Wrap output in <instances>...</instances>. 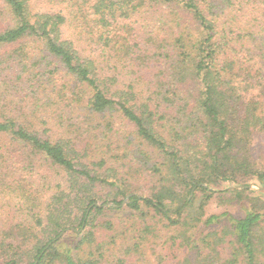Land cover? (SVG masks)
Here are the masks:
<instances>
[{
	"label": "trees",
	"instance_id": "1",
	"mask_svg": "<svg viewBox=\"0 0 264 264\" xmlns=\"http://www.w3.org/2000/svg\"><path fill=\"white\" fill-rule=\"evenodd\" d=\"M43 2L0 0V186H24L37 179L42 165L61 170L65 186L50 199L53 235L27 249L32 260L19 262V255L0 264H96L93 255L73 254L94 239L93 231L74 234V245V239L69 242L60 233L69 228L64 213L74 197L81 207L79 227L104 210L91 206L98 199L97 187L112 192L110 208L124 204L142 212L149 207L176 229L187 225L195 191L206 189L203 184L211 178L254 173L264 188V172L252 169L239 154L251 130L264 128V0H87L80 5L49 0L54 6L49 9ZM160 2L189 15L195 40L178 37L168 46L130 43L127 29H112L114 22L130 20ZM154 62L161 67L153 65L155 71L148 75ZM244 74L261 87L262 101L232 97L241 93L238 77ZM189 78L198 93L183 101ZM113 117L132 124L137 138L162 156L163 169L153 167L155 173L184 184L187 196L176 208L166 205L161 191L143 196L122 189L117 163L122 154L119 147L112 148V140L105 142L114 130ZM85 135L103 141L90 151L100 158L82 148V160L74 141ZM191 136L202 139L204 153L194 149ZM148 158L139 161L146 164ZM240 187L234 190L239 193ZM209 198L205 195L199 207ZM222 216L224 236L171 235L167 242L188 249L185 264H264V205L248 207L241 217L213 214L200 222L212 225ZM147 232L135 235L117 264H134ZM224 237H229L227 243Z\"/></svg>",
	"mask_w": 264,
	"mask_h": 264
},
{
	"label": "rangeland",
	"instance_id": "2",
	"mask_svg": "<svg viewBox=\"0 0 264 264\" xmlns=\"http://www.w3.org/2000/svg\"><path fill=\"white\" fill-rule=\"evenodd\" d=\"M86 1L74 0V4L80 5ZM43 3L44 9L54 7L49 0H44ZM118 28L127 29L124 30V33H128L127 37L130 43L137 40L141 43L148 41L149 45L162 42L168 46L173 39L178 37L183 38L184 41H193L194 37H197L195 23L189 18V15L181 11L177 5L170 6L166 2L155 5L153 10L135 13L130 20L128 18L114 22L112 29L116 32ZM181 57L182 55H179V58ZM153 65L161 67L160 64L156 65L154 62L147 72L148 75L155 71ZM156 71L158 72V70ZM252 80L249 75H239L238 82H240L241 93L238 95L233 92L232 97L243 96L262 101L261 87L256 86L257 84ZM197 93V83L189 78L187 87L182 89L181 100L191 101ZM259 109H261V105ZM174 111L176 112V108ZM110 123L114 130L108 132L105 142L109 144L112 143L110 141L112 140L115 144L112 148L119 147L118 152L122 154L121 159L117 162L124 178L122 189L128 193L143 196H151L153 193L161 191L165 194L166 205L176 208L187 196L184 184L173 180L169 175L160 176L153 171V167L159 166L163 169L165 161L157 151L154 149L151 151L137 138L132 124L116 117L110 119ZM190 139L194 149L204 153L202 139L197 136H191ZM76 141L77 143L74 141L75 148L79 150L83 161L86 156L82 155V148H87L90 156L98 155L100 158L101 154H93L90 151L95 144H102L103 141L94 140L87 135ZM239 154L247 157L252 169L264 172V128L257 126L251 130L249 141L241 147L239 146ZM146 156L149 157L146 164L141 163L139 160ZM40 169L41 172L37 179H30V182L23 183L24 186L14 188H10L7 184L0 186V246H2L0 263H4L3 259L19 257V255H21L17 258L19 262L26 263L32 260L31 256H27V249L38 242L46 241L53 235L52 229L55 226L53 220L48 218V212L52 209L50 199L65 186V177L61 170L53 167L42 165ZM230 177L232 179L211 178L203 184L206 189L195 191L194 201L185 215L187 225L179 229L170 226L165 220H160L155 211L149 207H142V212L131 210L124 204L119 209L110 208L113 205L112 192L107 188L97 187L98 199L95 203L104 207V210L93 213L92 223L79 227L76 220L81 214V207L74 197V203L70 204L64 213L69 228L61 231V236L69 239V242L74 239L71 241L74 245L76 239L74 234L81 236L91 230L94 232V239L83 244L80 248L73 249V254L90 257L93 255L92 258L98 259L96 264H117L118 258H123L126 245L132 246L135 243V235L138 236L141 232L148 230L151 233H145L147 240L140 244L138 253L133 255L134 264H185L182 257L185 256V253L190 255V252L183 244L172 245L167 242V237L180 235L183 238V236L195 235V237L202 238L206 234L213 235L215 233L224 236L226 233L225 217L222 216L212 225H205L200 221L209 215L223 213L241 217L248 207L264 205V188L259 186L254 173H239L235 178L233 175ZM239 186H242L240 187L242 190L238 193L234 189ZM205 195H209L210 198L203 203V208H200V203L204 200ZM117 199H121V196ZM106 223H109L110 227ZM193 223H196V228H193ZM227 238L229 237H224L226 243ZM9 244L13 246H8ZM16 245L19 246V249H16ZM98 248L103 255L98 256Z\"/></svg>",
	"mask_w": 264,
	"mask_h": 264
},
{
	"label": "water",
	"instance_id": "3",
	"mask_svg": "<svg viewBox=\"0 0 264 264\" xmlns=\"http://www.w3.org/2000/svg\"><path fill=\"white\" fill-rule=\"evenodd\" d=\"M93 205H97V203H93L91 206H93ZM91 206H90V207H91ZM98 206H99V205H98ZM61 234H62V232L60 233V235H61Z\"/></svg>",
	"mask_w": 264,
	"mask_h": 264
}]
</instances>
